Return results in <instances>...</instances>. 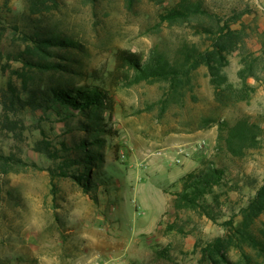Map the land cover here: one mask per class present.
Returning a JSON list of instances; mask_svg holds the SVG:
<instances>
[{"label": "rangeland", "instance_id": "374dc122", "mask_svg": "<svg viewBox=\"0 0 264 264\" xmlns=\"http://www.w3.org/2000/svg\"><path fill=\"white\" fill-rule=\"evenodd\" d=\"M176 1L139 0L129 6L126 0H61L47 12L48 24H41L81 43L51 49L75 58L65 61L75 71L70 80L102 86L113 99L112 110L107 105L100 110L113 133L99 134L103 146L95 148L103 161L93 167L98 173L88 192L75 178L61 176L60 159L49 155L63 143L92 139L80 126L86 117L65 122L41 118L40 110L4 113L9 79L20 85L12 71L22 62L13 56L24 48L22 36L30 26L22 24L25 0H8V9L0 0V12L9 19L0 37V153L23 160L8 173L0 170V264H216L201 247L229 236L240 220L239 206L264 176V132L260 145L241 157L221 141L241 116L264 127V0H207L225 20L241 15L231 27L245 30L246 58L254 65L247 83L254 90L237 102L219 99L205 67L178 91L166 81L132 83V71L119 68L122 49L146 60L155 47L175 55L186 42L212 44L210 36L196 31V20L161 21L160 14ZM240 51L231 50L225 68L237 86L245 65ZM200 144L204 147L196 149ZM211 161L228 170L235 186L229 188L230 200L223 196L216 208L217 221L201 209L174 205L180 178ZM262 227L264 216L254 229ZM164 248L167 255L160 253ZM227 256L230 261L223 264H264V256L248 243H232Z\"/></svg>", "mask_w": 264, "mask_h": 264}, {"label": "trees", "instance_id": "16d2710c", "mask_svg": "<svg viewBox=\"0 0 264 264\" xmlns=\"http://www.w3.org/2000/svg\"><path fill=\"white\" fill-rule=\"evenodd\" d=\"M60 1L25 0L26 17L22 24H28L30 28L22 36L24 48L13 56L22 62V67L12 71L20 79V85L13 78L9 79L5 99L2 101L3 110L5 114L11 110L28 113H37L40 110L41 118L60 119L65 122L75 117H86L87 120H81L80 126L90 132L92 139L84 138L73 146L63 143L61 149L56 146L50 149L49 155L51 158L60 159L58 169L61 176L75 178L90 192L96 177L93 167L103 161V155L96 152L95 148L103 146L104 139L99 134L113 133L112 128L104 122L100 110L105 105L112 110L113 99L102 86H78L71 81L69 75L75 73L71 63L75 58L69 52L62 54L51 50L56 48L63 51L70 50L71 47H81L79 41L41 25L48 24L47 12L57 7ZM88 1L94 3L97 0ZM137 1L139 0H126L129 6L135 5ZM3 7L9 8L8 0H5ZM160 16L162 22L171 25L196 20L193 24L196 31L210 36L213 42L205 48L195 42H186L175 55L155 47L146 60L131 50H120L119 68L132 71V83L166 81L173 91H178L189 84L194 71L205 67L219 99H234L236 102L249 99L254 88L247 83V79L249 75H254V65L246 58L247 50L243 40L245 30L231 27L241 15L225 20L207 0H177ZM6 20H9L8 17L0 12V37ZM238 49H242L241 62L245 64L239 70V86L230 81L225 71L229 63L228 54L231 50ZM53 56L58 59L53 60ZM69 60L71 63L65 62ZM79 70L78 68L77 72ZM68 130L74 131V127L68 126ZM263 132L264 127L261 124L252 121L248 116H241L221 134V141L227 151L241 157L248 149L260 145ZM88 145L92 149H87ZM19 163H23L21 158L0 153L2 172L8 173L11 168L20 165ZM205 164L204 168L195 169L180 178L182 189L175 194L174 205L201 209L209 218L217 221L216 208L221 207L224 202L223 196L226 201L230 200L229 188L235 187L232 184L234 181L230 179L226 168L218 167L212 161ZM249 181L252 180L248 177ZM1 192L0 187V196ZM236 216H240V220L237 224H233V220L230 222L233 225L228 237L218 236L201 247L204 256L216 264L230 261L227 252L232 243L239 246L248 243L264 256V227L254 229L256 221L264 216V176L261 183L255 186L246 204L239 206ZM160 253L167 255L168 249L164 248Z\"/></svg>", "mask_w": 264, "mask_h": 264}, {"label": "built area", "instance_id": "2783aa9c", "mask_svg": "<svg viewBox=\"0 0 264 264\" xmlns=\"http://www.w3.org/2000/svg\"><path fill=\"white\" fill-rule=\"evenodd\" d=\"M204 146L202 144H200L199 146L196 147V149H199V148H203ZM180 161V160H178Z\"/></svg>", "mask_w": 264, "mask_h": 264}, {"label": "crops", "instance_id": "0c3cea01", "mask_svg": "<svg viewBox=\"0 0 264 264\" xmlns=\"http://www.w3.org/2000/svg\"><path fill=\"white\" fill-rule=\"evenodd\" d=\"M3 6H4V4H3Z\"/></svg>", "mask_w": 264, "mask_h": 264}]
</instances>
